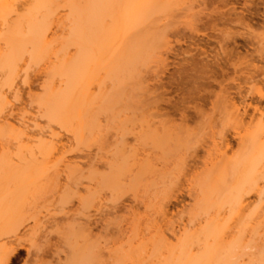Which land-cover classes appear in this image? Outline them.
<instances>
[{"label": "bare ground", "instance_id": "6f19581e", "mask_svg": "<svg viewBox=\"0 0 264 264\" xmlns=\"http://www.w3.org/2000/svg\"><path fill=\"white\" fill-rule=\"evenodd\" d=\"M185 1L0 0V240L1 242L5 240L0 243V264H8L14 253V249L11 244L7 245V241L12 238L18 241L17 234L20 229L27 220L34 219L36 216L26 209L29 208L27 207L29 195L39 192L43 187L45 189L43 192H47L46 189L52 185L57 188L60 171L66 176L64 177L67 182L64 191L58 197L60 213L64 212L65 204H69L73 197L79 195L78 178L81 176L79 165L65 159V154L70 150L67 152L64 147H61L60 139L63 132L78 142V146L77 143L74 144L76 148L84 145L85 141L88 143L90 135H83V132L92 130L93 119L96 118H92V115L96 113L92 109L90 90L92 84L96 81L97 85L99 82L102 85L103 76H105L103 74H106L108 81L113 82H110L111 86L116 88L115 82L126 81L125 77H123L124 82L120 79L121 74L122 76L132 74L131 69L136 64L139 63L140 68L145 70L150 64L147 63L150 62L148 59L157 56L158 52L154 51V46L162 40L161 43L165 41V45L168 44L169 47L168 34H180L179 26H175L178 25L176 21L179 22L180 18L174 20L176 22L174 24L170 22L169 25V21L173 20L168 18L167 24L164 22L167 15L171 19L170 14L180 11L182 6L183 9L186 3H182ZM198 1L200 4L197 1L194 3L202 8H195L199 10H195L197 12L195 16L193 15L195 17L193 20L185 19L184 31L190 33L188 37L190 40H193V35H205L199 30L201 26L204 30L209 28L212 32H217L220 34V40L217 41L219 52L211 58L205 56V61L190 55L191 62L186 61L177 66V71L172 74L174 77L170 78L173 80L171 81L176 82L175 85L182 91L184 85L190 81L192 86L188 90L187 97L183 96L180 101L171 104L170 99H163L166 92L162 91L165 86L160 75L163 76L165 71L163 68L167 67L164 64L165 60L160 58L163 61V65L160 64L161 67L163 66L161 68L163 71L158 70L159 73L153 71L155 83H157L154 93L157 90L162 91L157 93L159 98L154 102L156 107L154 112L156 116H160L161 106L167 109H164V118L159 120L160 128H151L153 125L151 119L146 118L147 116L141 117L140 127L143 129L141 143L144 147L159 153L154 158L155 162L160 163L161 168L153 165L151 154L146 152H144L146 158L140 160L136 159L138 155L134 153L136 164L133 163V166L137 169L136 174L146 177V181L151 180L147 182L148 184L153 183L149 184V190L155 188L156 195L151 194L154 195L151 198L154 197L156 202L149 198L151 196L149 193L146 198L148 202L153 201L152 206L155 205L154 208L151 207L154 210L153 215L158 216V219L162 221L158 223L157 218L158 221L150 215H148L150 218L145 216L148 222L143 220L141 225L146 228L139 225L145 231L139 226H137L139 231L134 230L137 225L134 223L132 233L143 231L146 234L141 232L135 235L138 238L131 237L133 242L136 239L138 242L133 246L132 242L129 243L130 238L129 253L119 257L124 261L135 260L134 264H264V230L261 235L257 232L260 225L264 223V106L262 108L252 104L257 102L254 97H257L260 102L264 100V83H262L264 75L260 77L264 73V45L261 48L260 42L264 38L261 39L263 33L255 31V26H262L255 20L259 18L264 22V0L261 3L263 12H259L256 8L258 3L255 1L259 0L245 1L241 5L240 12L236 8L239 7L237 2L220 0L219 3L223 8L215 7L214 9L217 10H212L208 15L204 11L206 6L212 4L214 0ZM194 3L187 2L188 5L190 4V7L188 6L190 13L194 10L192 9ZM185 10L189 12L187 8ZM62 11L65 14H61ZM201 17H205L206 20ZM184 18H181V21H184ZM219 24L222 28H218ZM231 27H238L240 30L234 31ZM180 37H184V34ZM239 38L242 44L238 46ZM175 43L184 42L175 39ZM230 44H233L235 48H242L244 54L236 52L235 48L228 49ZM234 58L237 60L232 62ZM142 63L147 65H141ZM135 68L134 76L142 74L140 69L138 71ZM229 69L232 71L229 72ZM32 70L33 73L41 71L44 81L41 84V94L31 98V103L35 104L36 109L35 114L31 115L26 109L16 107L15 103L20 102L19 88L23 84L27 85ZM101 71L103 74L98 77ZM229 74L232 76L223 79ZM219 79L222 80L219 81ZM228 82L231 85H226ZM100 84L99 87L96 86L95 93L97 91L99 93L98 89L102 87ZM213 84H217L220 90L218 94H215V100L210 101L200 95V90L211 94L212 91L207 88ZM124 85L123 88H125ZM142 85L146 87L147 84ZM229 89L233 93L236 91L239 97L235 93L233 97L236 96L238 101L234 100L235 97H231L232 92ZM122 90L119 89V92L121 93ZM148 95L150 96V93ZM117 98H120L122 102L126 101L122 99L123 97ZM127 101L125 103H128ZM189 102L193 105H189ZM207 102L211 106L212 113L220 108L221 112L217 113L222 116L217 115L219 118L215 119L216 117H211L213 114L206 112L204 115L207 116L208 113V116L204 119L202 112ZM125 103L123 102L124 105ZM248 109H251V112ZM139 110L141 111L140 108ZM91 111L94 112L92 115ZM140 114L139 116L142 115ZM36 117L41 118L43 124L37 122ZM189 123L199 124V126L201 124L202 128L201 126L197 128L199 134L188 129ZM204 126L208 131L200 132ZM86 135H89L87 140ZM115 145L114 156L117 158L114 157L115 161L110 165L113 177L103 180V184L105 189L117 192L118 177L127 174L124 172L128 168L126 167L128 162L125 166L123 163L127 159L125 157L128 155V146L124 138ZM133 158L134 156L131 157ZM129 163H131L130 160ZM131 170L134 168L130 169L129 174H132ZM121 172L123 174L119 175ZM188 176L189 179L200 183L198 182L196 186L198 190L195 188V192L194 189L192 190L194 194L190 192L191 195L193 194L194 204L188 212L186 224L181 222L177 228L174 227L172 220L166 221L165 208L170 200L178 201L179 197L175 192L181 189L173 192L174 188L168 189L165 183L169 185L171 180L172 183L176 182L175 178V180L187 179ZM91 177L95 178L94 175ZM170 178L174 179L170 180ZM39 181L47 184L46 188L44 185H40L41 187L38 185L40 187L38 189L36 184ZM154 182L161 185L156 186ZM174 183L172 187L175 186ZM118 192L120 193V189ZM251 196H254L256 200L253 203L251 215L245 217L243 213L249 205L246 199ZM78 198L79 203L81 201V204L86 207L92 206L95 200L93 195L84 199ZM68 214L65 212L63 216ZM144 221L148 226L143 224ZM41 224L36 219L37 233L40 231L39 228L43 230ZM78 229L80 228L76 227L77 232H84L83 227ZM36 232L35 235H37ZM247 233L251 241L254 236L260 240L259 247L243 243ZM46 244L49 246L47 239ZM43 246L37 247L40 254L42 250L44 252ZM99 248L98 240L94 241L91 233H88L80 247L75 245L70 247L71 256L68 264H85L89 261L95 264L100 253ZM244 257L247 261H244Z\"/></svg>", "mask_w": 264, "mask_h": 264}, {"label": "rangeland", "instance_id": "374dc122", "mask_svg": "<svg viewBox=\"0 0 264 264\" xmlns=\"http://www.w3.org/2000/svg\"><path fill=\"white\" fill-rule=\"evenodd\" d=\"M182 1H184V0H182ZM189 1H190V3H194L195 1H197V3L200 4V1H198V0H194L192 2H191V0H186L185 2L182 3V4L186 3V4H184L186 7L184 6V8L182 9L183 6L181 4L182 7H181V10L179 9L180 11H176V13L174 12L173 15L170 14L172 16L171 19H169V17H167L168 15H167L165 17L166 20L163 19V20H165V22L162 20V22L166 23V22H168L167 18H168V20H173V21L174 20L176 21V19L180 18L179 22L176 21L177 23L175 21L174 22L169 21V23H168L169 25H170V22H172L173 24L174 23L178 24L175 26H177V27L179 26L178 29L180 31V34H178V35H173L171 33L168 34V38L170 40V41H168L169 47L167 46L168 44L165 45V41H164V43H161V42H163L162 40H160L157 43L158 45L156 44L154 46V51H156L158 53H157V56H155V57L152 56L151 58L148 59V61H150V62H147V63L148 64L150 63V64L146 67L147 69L145 68V70H144L143 68H140L139 63H138L139 66H137L138 64H136V66L138 68L136 66H134L131 69L134 72V68L136 67L135 69L136 70L140 69L142 74L139 75V73H138L139 70L136 71L139 76H137V75L134 76L135 73H133V72H132L133 76H131V77H130V75H132V74H130L128 76H126V75L122 76V74H121L120 79L123 80L126 78L125 80L127 81L128 85H127V83L125 84L126 81L124 82V80H123L124 83H122L121 80L119 81V83L115 82L117 85L116 88L118 89V91H117V89L114 86L113 87L111 86V83H113V82L111 80L108 81V79H107L108 77L106 76V74L102 73L103 70L101 71V73L99 72L100 74H98L99 75L98 77H101L102 74L105 75V76H103V78H104L103 80H104L105 84L102 82V80H101V83H103L102 85L99 82L100 86H102L100 89H98L99 93H98V91L96 93L94 92L96 86L99 87L98 86L99 84L97 85L96 81H95L96 84L94 83L95 85L92 84L93 86L91 87L90 90H91V99H92V104H93V105L92 104L91 105L93 108L92 107L91 108L96 113L93 114L94 112H92V111L90 113H91V115L93 114L92 118L96 117L93 119V122L95 123V121L97 120L98 124L100 122V125H98L97 122L95 123V125L93 123V126H92L93 131L90 130V132H89L88 130H86L88 133H86V131L83 130L84 131L83 135H85V134L90 135V136L88 135L89 137L87 135L85 136L86 140L88 137L90 141L88 140V143H86L87 141H85L84 145H81L78 148H76L78 146V142H75L73 140V138L70 135H68L67 133L65 134V133L61 132L62 137L60 139V142H61L60 145H61V147H64V150H66V151L70 150V152L67 151V152H69V153H66L67 155L65 154V159L69 160L70 162L78 163L79 168H80L79 175H81L80 176L81 178L80 177L78 178L79 179V181H78L79 182V184H78L79 185L78 186L79 195H76L75 197H73V199L70 200L71 202H69V204L67 203L64 205L65 208H64L63 213L68 212L69 214L67 216H63V213L62 214L60 213L61 207L59 205L58 197L64 191V186L67 184V182L65 180L66 176L61 171H60V177L58 178V185H57L58 187L57 188H55V186L52 185V187H49V189H46L47 192H43L45 190L43 187L39 192H37L35 194H34V192H33V194L31 193L32 195H29V198L27 200V207H29L30 209L29 208H26V209H28L29 213H31L32 215L36 214V216L34 219L27 220L25 225L20 229L19 233L17 234L18 241L15 238H12L10 241H7V245L11 244L12 248L14 249V253L12 254L11 259H10L8 264H40V262H41V264H68L70 256H71L70 247H72L73 245H75V247L76 246L80 247V245H82L83 242L86 240L88 233H91V236H93L94 241L96 239L98 240V245L100 247L99 248L100 249V253H99L100 255L97 253L99 257L97 258V261L95 262V264H134L135 260L124 261V260H121V258H120V257H122V254L124 256V254L129 253L130 249H129L128 242L130 241L129 242L130 244L132 242L133 246L136 245V243L138 241H136L137 240L136 239L135 242H133L132 240L135 239L133 236H135L138 233L143 232L141 230H144V228H146V227H144V225L142 226L141 224H142L143 220H145V221L147 220V219H145L146 217L150 218L148 215H150L151 218H154V219L159 218L158 216L156 217V215H153L152 211H154V210H152V208H151V207L154 208V206H155V205L152 206V204H154L153 201L156 202L153 199L154 197L151 198L152 196L156 195V193H155L156 190H154L155 188H152V189L150 188V190H149V186H150L149 184H153V183L148 184L147 182H150L151 180L146 181V177L144 178V176H142L140 174H136L137 169H135V167L133 166V163L136 164L134 162L135 157H136L134 153H136V155H138L136 158L138 160L146 158V157H144L145 154L150 153L151 154L150 157H151L153 165L156 166V168H161L160 163L158 161L155 162V158H154V156L159 155V153L152 151L149 147H144L143 146L144 144L141 143L142 142V139H141L142 138V135H141L142 131L141 130H143V129L140 127V125H141L140 122H141L142 118L144 116H147L146 118L151 119V124L153 123L151 128L152 127L153 128H155V127L160 128V125L158 124L159 120L164 118V116H165L164 115L165 114L164 109L165 108L167 109V107L161 106V109L159 110V111H161L159 113V115L161 114L160 116H156V112H154V111H156V107L154 105V102H155V100H157L159 98L157 93L160 92L161 90H157V92L154 93V91L157 89V87H156L157 83H155L156 78H155V73H153V71L159 73L158 70H161V68L163 67V66L161 67V65H163L162 60H165L164 64H166L167 67H166V69L163 68V70H165L163 76L160 75L162 78V81L164 82V86H165V89L163 88L162 91L164 90L163 92L164 93L166 92V94L163 95V99L164 100L170 99L171 100L170 104H171V103H174L176 100L180 101L179 97H183V96L187 97L188 96L187 95L188 90L191 89V86H192V82L190 81L184 85L185 87H184V90L182 91V90H179L178 87L175 85L176 82H172L173 80L170 78H171L172 74H174V72L177 71V66L179 64H184L186 61L191 62V56H193L195 59L205 61V58H204L205 56H207L208 58H211L212 55H215L217 52H219V45H218L217 41L220 40V34H218L217 32H212L209 28L204 30L201 26V27H199V30L201 32H204L205 35H193V40H190L188 38L190 36V33L184 31L185 25H183V23L186 24L185 21L186 20L188 21L189 19L193 20L195 18L194 14H196V12L202 8V6L199 7V6H197L198 4L194 3L192 6V9H194V10H191V13H190V10L188 8V6L190 4L189 5L187 4V2L189 3ZM219 1L220 0H214L212 4H208L206 6V10L204 11V13L208 15L212 10L222 9L223 6L219 3ZM239 1H240V3L237 4V5H239V7H236V8H237V11L240 12V10L242 9L241 5L245 1H249V0H242V1L239 0ZM231 2L234 3L235 1L231 0ZM255 3H258L256 6L258 11L263 12V9L261 6L262 0L261 1L260 0L255 1ZM197 7L199 9H195ZM215 7L217 9H214ZM186 8L189 11L188 13L186 12L187 10H185ZM195 10H197V11H195ZM183 11H185L186 14L183 13ZM237 11H236V13H237ZM179 12H181V13H179ZM61 14H65V12L62 11ZM188 15H190V16H188ZM244 15H247V14L244 13ZM161 17H164V16H161ZM181 18H184L183 19L184 21H181ZM186 18H188V19H186ZM201 18L203 20H206L205 17H201ZM255 21H257L259 25L262 24L261 27H257V26H255L256 28L254 27L256 29L255 30L256 33H263L262 37H261V39H262V38H264L263 37V35H264V22H263V20H261L259 18L256 19ZM162 22H160V23L164 24ZM179 23H181V24H179ZM218 28H222V25L219 24ZM231 28L234 31H236V29L240 30V28H238V27H231ZM53 31H55V30H53ZM58 33H60V32L58 31ZM58 33H57V35H58ZM181 34H184V37H180ZM256 35H258V34H256ZM174 37H175V39H179L181 42H184V43H181V44L175 43ZM260 43H262V45L260 46L262 48L264 45V40H262ZM161 44L163 45V47ZM237 44H238V46L242 44V42L240 41V38L237 39ZM152 48H153V46H152ZM152 48L150 50H152ZM231 48H235L233 44H230L228 46V49H231ZM157 49L160 51H158ZM161 49H163V50H161ZM235 51L236 52L239 51L241 54H244V50L240 47L235 48ZM204 53H205V55H204ZM236 60L237 59L234 58L232 62H235ZM147 63L146 64L142 63L141 65H144V64L147 65ZM187 68H189V67H187ZM163 70H161V71H163ZM228 71L231 72L232 70L229 69ZM37 72L38 71H34V73H33V70H32L31 75H30L31 77H30V80H28L27 85L21 84L22 86L21 85H20L21 87L19 86L20 87L19 88L20 93H21L20 94V102L15 103L16 107H18L20 109H22V108L26 109L27 113L29 111V113L31 115L35 114L34 111L36 110L35 104L31 103V98H33V97L36 98L41 94V84L43 83L42 81H44L43 80L44 75L43 74L41 75L42 72L41 71L38 72L39 74ZM32 74H34L35 76ZM263 75H264V73L260 77H262ZM229 76H232V74H229L228 76L224 77L223 79H226ZM123 77H125V78H123ZM172 77H174V76H172ZM105 78L107 81L105 80ZM221 80L222 79H219V81H221ZM98 81H100V80H98ZM169 81H171V82H169ZM163 82H162V84H163ZM137 83H138V86H137ZM262 83H264V78H262ZM142 84H144V85L147 84V85H146V87H144ZM123 85L125 88H123ZM226 85H231V83L228 82ZM132 86H134L133 89H132ZM261 87H262V85H261ZM119 89H120V91L123 89L121 92L123 94H121L119 92ZM21 90H22V92H21ZM92 90H93V93H92ZM142 90H143V92H142ZM166 90L178 91L177 96L173 97L174 100L169 98V97H172L174 95V93L168 92ZM207 90L212 91L213 94L212 93L208 94V93L200 90V95H202L203 97L207 98L210 101H214L215 100V97H214L215 94L216 93L218 94V91L220 90L218 85L213 84L210 88H207ZM144 91H146V93ZM149 93H150V96L148 95ZM234 93L236 94V91ZM234 93L232 92L231 97H233ZM119 94H121V95H119ZM196 94L197 93H195V95ZM139 95H141V96L139 97ZM236 96H238V95L236 94ZM236 96H234L235 98L234 97L233 98L235 101H238V98ZM117 97H121V98L123 97L122 99L126 100V101L128 100L127 101L128 103H125L126 101H123L125 103V105H124L123 102L120 101V98H117ZM254 99H255V101L257 100V102L252 103V104L258 105V107L263 108L264 100H261V102H260L257 99V97H254ZM110 100H112V101H110ZM260 103H262V104H260ZM188 104L193 105L192 102H189ZM188 104L186 103V105H188ZM119 105H120V107H119ZM123 106H125L124 107L125 110H123L124 109ZM209 106H210V104H209V102H207L206 105L203 107L202 115H203L204 119H206V117L208 116V113L213 114V116H211L210 114H209V116L214 117V118L216 117L215 119L222 116V115H219L217 113L218 111H219V113L221 112L220 108L218 111L215 110L214 113H212L211 106L210 107ZM126 107H127V109H126ZM88 108H90V107H88ZM99 108H101L100 109L101 111L99 110ZM119 108L120 109L122 108V110H120ZM134 108H135V110H134ZM139 108L141 109V111L139 110ZM129 109H131V110H129ZM118 110H119V112H118ZM151 110H153V111H151ZM113 111H114V113H113ZM147 111H148V114H147ZM206 112H208L207 116L204 115V113H206ZM249 112H251V109L249 110ZM112 113L114 116L112 115ZM129 113H130V117H129ZM139 114L141 116H139ZM91 115H89V116L91 117ZM97 115H99V116H97ZM125 115H126V117H125ZM123 116H124L125 120L122 119ZM176 117H177V114H176ZM36 118L38 119V120L36 119L37 122L43 124L42 123L43 121L41 120V118L40 119H39V117H36ZM119 118H121V119L119 120ZM130 118H131V120H130ZM105 120H106V122H105ZM124 121H126V122H124ZM97 125L101 126L102 128L101 127L98 128ZM187 126H188V129H191L192 131H194V133L198 132V134H199V130H198L199 128L198 127H200L201 124L199 126V124L189 123ZM94 127H95V129H93ZM195 128H196V130H195ZM201 128H202V126H201ZM216 128L218 129V126ZM202 130L205 132L208 131L206 126H204V128L201 129L200 132ZM94 133H95V135H94ZM205 137L207 139V136H205ZM85 138L83 140H85ZM121 138H124L126 140V143L128 146L127 147V150H128L127 154L128 155L125 157L127 159H126V161L124 159L125 162L123 163L125 166V164L128 162V164H126V167H128V168L126 169V172H124L125 169L123 170V172L127 173V174H123L122 172H121V174H119V175L123 174L122 176L118 177L119 183L116 181L119 184L118 185L119 187H117L116 191L117 190L119 191V189H120V193H119L118 191L115 192V191L105 189L104 188L105 186L103 184V180L113 177L111 175L112 169H111L110 165L115 161V158H117L114 156L115 155L114 152L116 150L115 144H117L121 140ZM94 140H95V143H94ZM75 143H77L76 147L74 145ZM87 144L89 147L85 146ZM112 144H113V146H112ZM82 146H84V147H82ZM61 147H60V149H62ZM234 147H235V145H234ZM234 149L235 148H233V150ZM231 151H229V152H231ZM144 152H146V153H144ZM229 152H228V154H230ZM202 154L203 153H201V155ZM132 155L134 156L133 159H131V157H133ZM128 159L130 160V162L132 164L129 163ZM130 164L132 166H130ZM131 168L132 169L134 168V170H131L132 174H129ZM128 169H129V171L127 172ZM91 170H94V171H91ZM95 171H97V172H95ZM89 172H90V175L88 174ZM91 173H93V174H91ZM92 175H94V177H95L94 179H93V177H91ZM171 179H174V178H170V180ZM175 179H174V181H176V182L175 183L173 182L175 185L174 187H172L173 186L172 180H171V182L169 180V182H170L169 185H168V183H165L166 184L165 186L168 189L174 188L173 189L174 191L171 189L173 192H175L176 189H178V190L181 189L182 191L180 190L178 192H175V194L179 197L178 201L170 200V203L167 204V207L165 209H166V221L169 219H170L169 221L172 220L171 222L172 223L174 222L173 224H175L174 227L178 228V226L181 225V222H182V224H183V222H184V224H186V222L188 220V216H187L188 212H190V210L192 209L191 207H193V204H194L193 197H192V195L194 193L192 190L194 188L196 190H198L196 186L198 185L199 181L197 182L196 180L194 181V179L193 180L191 178L189 179V176L187 177L188 181H187V179H183V178H179L177 180H175ZM91 180H93V181H91ZM162 180H165V179H162ZM39 182H40V184H38ZM39 182L36 184V187L38 189H40V187H41L40 185H44L46 188L47 184H42L41 181H39ZM43 182L45 183V181H43ZM156 182H159V181H156ZM154 184H155V182H154ZM157 184H159V183H157ZM157 184H155V185L157 186ZM159 185H161V183ZM159 185H158V187H159ZM163 185H164V183H163ZM152 187H153V185H152ZM60 188H62V189H60ZM162 188L161 189L157 188V190L158 189L162 190ZM195 189H194V192H195ZM187 190H189V193H187ZM190 192L193 194L191 195ZM147 193H149V195L155 193L154 195H151L149 197V198L153 199V201L148 202V199L146 197H148L149 195H147ZM92 195L95 197L94 204L92 206L86 207V206L81 204V201L79 203L78 197H81L82 199H84L87 196H92ZM41 199L43 200V202ZM255 200H256V198L254 196H251L248 199H246V203L248 202L249 205L243 213V215L245 217H249L251 215V212L253 209L252 206H253V203H255ZM95 210H98V211L95 212ZM73 215H74V217H73ZM36 219H38V221L41 222L42 224L44 223V225L41 224V226L43 227L42 228L43 230H41V228H39L40 231H38V233L36 232L38 229H37V227H35ZM157 219H156V221L159 220V219L158 220ZM259 220H261V219H259ZM145 221L143 224H145ZM160 221H162V220H159L158 223ZM139 222H141V223H139ZM146 222H148V221H146ZM134 223H136L137 225H135ZM161 224L163 225L162 222H161ZM39 225H40V223H39ZM133 225L136 226V228H134V230L138 229L137 231H139L140 226L144 227V228L142 229L140 227L141 232H138L135 234V232L132 233L134 230L133 231L131 230V229H133L132 228ZM37 226H38V223H37ZM73 226L75 229L73 228ZM137 226H139V227L137 228ZM146 226H148V225H146ZM76 227L80 228V229H82V227H83L84 232L83 231L77 232ZM32 229L35 230L37 235H35V232H34V230L32 231ZM80 229H78V230H80ZM263 230H264V223H262L260 225V227L258 228V231H257L258 234L261 235V232H263ZM143 233L146 234V232H143ZM131 237H133V239ZM135 237H137V236H135ZM46 239L49 240V246H47V244L45 245ZM41 240H44V241H41ZM4 241L5 240H2V242H4ZM2 242L0 240V243H2ZM243 243L244 244H250V245H253L255 247H259L261 244L260 240L258 238H256L255 236L253 237V240L251 241L250 235L248 233L245 234V238H244ZM126 244H128V245H126ZM39 245H40V247L45 245V246H43V247H45V249L43 248L44 252L41 248V250H42L41 254L42 255L39 253L40 250H37L38 249L37 247ZM243 259H244V261H247V259L245 257ZM89 262H90V264L91 263L94 264L91 261H89ZM89 262H85V264L86 263L89 264Z\"/></svg>", "mask_w": 264, "mask_h": 264}, {"label": "flooded vegetation", "instance_id": "af4514ba", "mask_svg": "<svg viewBox=\"0 0 264 264\" xmlns=\"http://www.w3.org/2000/svg\"><path fill=\"white\" fill-rule=\"evenodd\" d=\"M234 1L237 2L238 4L240 3L239 0H234ZM241 1H242V0H241ZM178 89H179V88H178ZM167 91H168V92H172V93H174V95H173L172 97H169V98H171L172 100H174L173 97H174V96H177V94H178L177 92H178V91H175V90H167ZM180 98H182V97H179V99H180ZM176 101H177V100H176Z\"/></svg>", "mask_w": 264, "mask_h": 264}]
</instances>
